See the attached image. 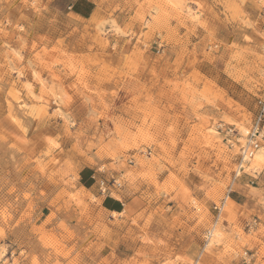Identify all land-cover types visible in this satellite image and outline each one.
Instances as JSON below:
<instances>
[{
  "label": "rangeland",
  "instance_id": "1",
  "mask_svg": "<svg viewBox=\"0 0 264 264\" xmlns=\"http://www.w3.org/2000/svg\"><path fill=\"white\" fill-rule=\"evenodd\" d=\"M51 1L0 0V264H264V141L240 171L227 137L264 99V0ZM118 174L145 212L102 211Z\"/></svg>",
  "mask_w": 264,
  "mask_h": 264
},
{
  "label": "crops",
  "instance_id": "2",
  "mask_svg": "<svg viewBox=\"0 0 264 264\" xmlns=\"http://www.w3.org/2000/svg\"><path fill=\"white\" fill-rule=\"evenodd\" d=\"M51 3H57L58 7L63 9V12L61 13L73 19L77 25L88 22L98 9L96 0H52ZM157 59V56L154 54H149L144 57L140 66L136 70L135 76L141 77L142 80L144 79L146 81L151 75L150 72L157 67ZM158 62V64H161L160 61ZM134 99L135 98H132V100ZM136 99H140V97H136ZM128 105L129 101L118 108V111L122 115L125 113L127 114L128 112L130 113V111H128ZM82 124L83 123H79L78 126L82 128V126H84ZM65 127V124L60 119H56L50 124L48 131L55 132L62 129L65 130ZM85 128L86 127H84V129ZM93 162L96 163V160ZM92 164L93 163L91 161L90 165H87L78 173V182L84 190H95L96 188H99L96 187L98 186L97 183L92 182V180L96 178V174L93 172L95 167ZM118 179L122 180V176L119 174L117 175V180ZM109 187L117 191L116 193L111 192L108 196H103L102 211L105 214H122L127 210L132 215L145 212L143 209V199L140 194L141 192L133 193V189L130 188L128 183H122V187L120 188L114 187L113 185H110ZM98 192H100V189H98ZM254 256L256 257V254Z\"/></svg>",
  "mask_w": 264,
  "mask_h": 264
},
{
  "label": "built area",
  "instance_id": "3",
  "mask_svg": "<svg viewBox=\"0 0 264 264\" xmlns=\"http://www.w3.org/2000/svg\"><path fill=\"white\" fill-rule=\"evenodd\" d=\"M259 113L256 117V120L250 129V131L245 136V142L242 143V135L236 130H228L227 137H229L228 142L231 147L239 146V152L241 157V164L248 163L250 159H252L256 153L261 149L262 142L264 141V99L259 101ZM151 154V153H148ZM243 170V166H240V171ZM112 185L114 187L120 188L122 184L120 180L113 179ZM109 190V185H107L104 181L100 183V191L102 195L107 194ZM216 210H221V208L216 207ZM258 223L257 220L249 223L247 228L249 231H255L257 229ZM212 237V233L208 232L207 238Z\"/></svg>",
  "mask_w": 264,
  "mask_h": 264
},
{
  "label": "bare ground",
  "instance_id": "4",
  "mask_svg": "<svg viewBox=\"0 0 264 264\" xmlns=\"http://www.w3.org/2000/svg\"><path fill=\"white\" fill-rule=\"evenodd\" d=\"M250 160H251V159H250ZM250 160H249V161H250ZM249 161H248V162H249ZM245 163H246V162H245ZM245 163H242L240 166H244ZM114 215H116V214H114Z\"/></svg>",
  "mask_w": 264,
  "mask_h": 264
}]
</instances>
